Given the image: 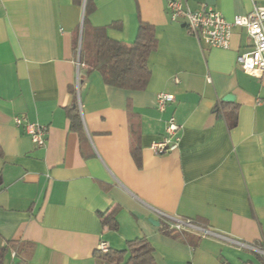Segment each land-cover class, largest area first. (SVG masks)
Here are the masks:
<instances>
[{"label": "crops", "instance_id": "obj_1", "mask_svg": "<svg viewBox=\"0 0 264 264\" xmlns=\"http://www.w3.org/2000/svg\"><path fill=\"white\" fill-rule=\"evenodd\" d=\"M182 1L228 21L264 6ZM85 2L0 0V264H111L98 258L100 241L117 253L141 237L155 264H264V82L236 64L251 50L246 29L231 27L228 48L212 47L171 18L167 0H87L89 26L110 39L129 45L140 21L154 27L147 85L123 89L77 70ZM159 92L174 95L162 111ZM74 105L82 135L70 128ZM15 116L45 126V144ZM171 117L178 145L155 154ZM174 219L199 229L170 228Z\"/></svg>", "mask_w": 264, "mask_h": 264}, {"label": "trees", "instance_id": "obj_2", "mask_svg": "<svg viewBox=\"0 0 264 264\" xmlns=\"http://www.w3.org/2000/svg\"><path fill=\"white\" fill-rule=\"evenodd\" d=\"M89 11L86 0L79 50L80 65H86L90 70L100 73L107 85L131 90L145 88L150 76L148 57L157 45L154 27L140 21L134 42L127 45L110 39L105 27L89 26L87 21ZM78 35L77 32L74 38L75 52L78 50ZM69 90L75 92L74 87H69ZM66 113L70 120V128L82 135L84 130L77 105L69 107ZM132 157L139 167L141 164L139 153L132 151ZM102 218L103 223L107 224L108 218L104 215ZM108 225L111 228L117 226L114 220L109 221ZM126 252L128 257L123 264H155L153 248L143 237L127 241L123 251L117 253L108 251L99 254L98 258L104 263L122 264V254Z\"/></svg>", "mask_w": 264, "mask_h": 264}, {"label": "built area", "instance_id": "obj_3", "mask_svg": "<svg viewBox=\"0 0 264 264\" xmlns=\"http://www.w3.org/2000/svg\"><path fill=\"white\" fill-rule=\"evenodd\" d=\"M167 9L172 19L183 18L185 20L187 34L194 37L199 44L204 43L212 47L228 48L231 27L239 26L245 28L251 39L252 46L250 51L237 56L236 64L243 72L256 76L264 82V6L253 5L249 14L235 16L231 21L226 20L220 12L212 7L191 10L182 0H167ZM80 66L77 57V70ZM77 83L78 80L76 81ZM173 100V94L159 92L156 95L157 108L162 111L166 103ZM13 121L16 126H21L24 129L36 146L45 144V126L20 116H15ZM165 129L166 135L150 145L155 154L168 153L178 145L179 135L177 132L179 126L172 117L168 120ZM167 223L170 228L178 231L190 228L199 229L190 219L167 220ZM204 230L206 233L209 232L206 229ZM96 249L101 253H106L109 251L108 243L100 241ZM256 251L264 257V245L256 248Z\"/></svg>", "mask_w": 264, "mask_h": 264}, {"label": "water", "instance_id": "obj_4", "mask_svg": "<svg viewBox=\"0 0 264 264\" xmlns=\"http://www.w3.org/2000/svg\"><path fill=\"white\" fill-rule=\"evenodd\" d=\"M81 35H82V26H81V30H80V35H79V41H78V56H79V50H80V45H81ZM225 100H232V95L228 94L224 97ZM149 221L154 224V225H158V222L156 220L153 219H149Z\"/></svg>", "mask_w": 264, "mask_h": 264}]
</instances>
